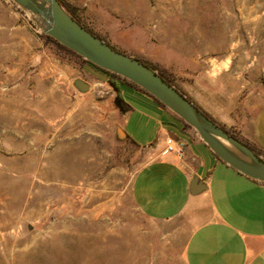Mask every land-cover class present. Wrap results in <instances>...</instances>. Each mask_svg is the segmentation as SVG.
<instances>
[{"label":"rangeland","instance_id":"obj_1","mask_svg":"<svg viewBox=\"0 0 264 264\" xmlns=\"http://www.w3.org/2000/svg\"><path fill=\"white\" fill-rule=\"evenodd\" d=\"M67 1L119 51L160 57L181 89L195 61L217 63L247 92L264 89V0ZM43 34L0 0V264H186L184 220L149 219L133 202L149 155L126 137L114 89L99 92L107 75ZM77 79L91 89L79 92ZM135 91L122 87L137 107L126 133L146 140L157 126ZM33 136L43 141L30 145Z\"/></svg>","mask_w":264,"mask_h":264},{"label":"crops","instance_id":"obj_2","mask_svg":"<svg viewBox=\"0 0 264 264\" xmlns=\"http://www.w3.org/2000/svg\"><path fill=\"white\" fill-rule=\"evenodd\" d=\"M153 63L163 66L157 55ZM218 67L213 61L207 65L195 61L184 71L183 90L216 121L264 154V89L258 95L247 92ZM95 84L101 86L100 93L111 94L112 87L106 82ZM124 86L131 85L122 83ZM135 90L131 97L146 108L140 114L157 126V133L146 140L134 134L137 143L126 133L137 112L127 101L125 135L149 155L132 180L135 206L155 221L184 220L186 264H264V183L220 161L195 130L154 98ZM11 127L17 130L23 125L15 121ZM38 141L43 137L33 136L30 145H38ZM168 145H182L183 155H165Z\"/></svg>","mask_w":264,"mask_h":264},{"label":"water","instance_id":"obj_3","mask_svg":"<svg viewBox=\"0 0 264 264\" xmlns=\"http://www.w3.org/2000/svg\"><path fill=\"white\" fill-rule=\"evenodd\" d=\"M12 1L36 20L43 33L94 65L127 79L153 95L168 110L191 126L222 161L239 173L264 183L262 157L210 119L156 71L139 59L114 49L91 33L66 11L59 0ZM74 85L81 93H87L91 88L88 82L81 79H77ZM116 103L123 110L118 99Z\"/></svg>","mask_w":264,"mask_h":264},{"label":"trees","instance_id":"obj_4","mask_svg":"<svg viewBox=\"0 0 264 264\" xmlns=\"http://www.w3.org/2000/svg\"><path fill=\"white\" fill-rule=\"evenodd\" d=\"M59 2L61 3V5L66 9V11L75 19L77 20L81 25H83L86 29H88L91 33H93L94 35H96L97 37L101 38L103 41H105L106 43H108L104 38L100 37L98 34H96L93 30H91L90 28H88L81 20L80 16H79V12L78 9L73 6L72 4H70L67 0H59ZM43 36L45 38H47L50 42H53L54 44H56L59 48H61L64 51H67L77 57H79L80 59H82V61L85 64H90L92 67L96 68L97 70L103 72L104 74L107 75L108 79L107 82L108 84H110V86L114 89V91L117 94V99L122 103V108L124 112L129 111V106L127 105V101L124 99L123 97V93H122V83H126L131 85L132 87H134L135 89L144 92L145 94L149 95L150 97L154 98L160 105H162L165 109H167L165 107V105L163 103H161L158 99H156L153 95H151L150 93H148L147 91H145L144 89H142L141 87H139L138 85L128 81L127 79L109 72L105 69H102L100 67H98L97 65H94L93 63H91L90 61H88L87 59L83 58L82 56L78 55L77 53H75L74 51L70 50L69 48L65 47L64 45H62L59 41H57L56 39H54L53 37L43 34ZM109 44V43H108ZM113 47V46H112ZM114 49H116L115 47H113ZM118 50V49H116ZM137 59H139L142 63H144L146 66L150 67L151 69H153L154 71H156L164 80H166L169 84L173 85L174 87H176L183 95H185L187 97V99H189L192 103H194L201 111H203L210 119H212L214 122H216L218 125H220L225 131H227L230 135L234 136L235 138L241 140L242 142L246 143L245 141H243L242 139L239 138V136H237L233 131H231L230 129L226 128L224 125L220 124L218 121H216L209 113H207L201 106H199L194 99H192L183 89H181L175 82L174 79V75L169 72L167 69H165L164 67H162L160 64L157 63H153L150 62L147 59L144 58H138L135 57ZM177 117V116H176ZM180 121H182L186 126L190 127L187 123H185L182 119H180L179 117H177ZM130 138V137H128ZM132 142L139 146L134 140H132ZM252 150L255 151L256 154H258L260 157H262L264 159V154L260 151H258L257 149H255L254 147H252L251 145H249L248 143H246ZM207 145V144H206ZM208 146V145H207ZM216 157L222 161L217 155ZM224 162V161H222ZM225 163V162H224ZM227 164V163H226ZM228 165V164H227Z\"/></svg>","mask_w":264,"mask_h":264},{"label":"built area","instance_id":"obj_5","mask_svg":"<svg viewBox=\"0 0 264 264\" xmlns=\"http://www.w3.org/2000/svg\"><path fill=\"white\" fill-rule=\"evenodd\" d=\"M170 153H175L179 156L183 155V146L179 145V146H174V145H168V147L165 149L164 154H170Z\"/></svg>","mask_w":264,"mask_h":264}]
</instances>
